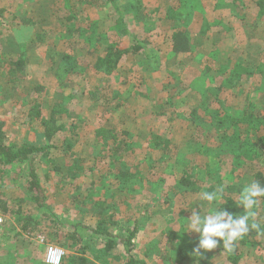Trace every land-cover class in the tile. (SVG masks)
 Wrapping results in <instances>:
<instances>
[{
	"label": "rangeland",
	"instance_id": "obj_1",
	"mask_svg": "<svg viewBox=\"0 0 264 264\" xmlns=\"http://www.w3.org/2000/svg\"><path fill=\"white\" fill-rule=\"evenodd\" d=\"M232 1L117 0L129 35L117 28L119 15L102 0H0L4 144L52 145L46 157H34L47 211L32 200L25 164L0 167V209L6 216L0 264H44L50 245L65 255L84 249L93 260L90 254L99 245L90 238L96 219L88 211L100 202L117 221L110 234L137 229L132 254L143 264H196L191 253L198 234L186 233V220L192 209L205 214L212 207L199 194L209 185L239 184L216 154L217 140L239 130L231 124L235 120L249 128V115L264 119V76L257 72L264 62V22L255 31L254 6L239 8ZM229 15L234 22L226 24ZM217 20L218 28L212 24ZM182 28L198 31L191 34L194 50L174 55L170 36ZM136 44L140 52L123 54L106 70L97 65L110 49L114 57ZM65 55L77 61L76 72H65ZM18 59L22 70L10 73L9 62ZM227 61L240 82L216 74L215 64ZM58 103L65 110L57 120L60 129L46 142L39 122ZM259 130L264 134L262 125ZM155 134L170 139L164 152L150 147ZM118 144L125 148L121 159L108 157L106 145ZM253 161L264 174V159ZM123 168L129 173L118 184ZM185 174L201 191L192 194L179 184ZM74 225L78 244L69 238ZM209 258L211 264H264V235L249 236L230 253L218 247ZM126 259L119 246L108 262Z\"/></svg>",
	"mask_w": 264,
	"mask_h": 264
},
{
	"label": "trees",
	"instance_id": "obj_2",
	"mask_svg": "<svg viewBox=\"0 0 264 264\" xmlns=\"http://www.w3.org/2000/svg\"><path fill=\"white\" fill-rule=\"evenodd\" d=\"M105 3L109 4L115 13H117L116 25L117 28H120L123 32H129L125 21L122 19L121 14L119 12V6L117 5L116 0H102ZM255 6L258 10V16L260 18L264 15V2L262 0H255ZM27 21L22 20L21 24L25 25ZM78 30V29H77ZM76 30V32H77ZM70 34V33H69ZM133 40L136 41V37L132 36ZM143 47L139 44L133 45L131 48L126 49L122 52L118 51L117 54L112 57V49L106 52L105 57L97 58V65L101 68L108 69L110 62L113 60V63L116 64L117 60L123 55L127 53L136 54L141 51ZM193 50V45L191 40L186 35L185 31L177 30L175 31L170 38V51L172 54H188ZM110 52V53H109ZM111 58V59H110ZM113 58V59H112ZM115 60V61H114ZM63 61L67 67L64 68L66 73L72 74L77 70V61L73 60L69 56H63ZM10 65H13L9 68L10 73H15L16 71H21L23 67V60L18 59L17 61H10ZM76 70V71H75ZM257 72L261 74V77L264 76V62H262L257 69ZM217 74L220 75V71H217ZM230 76L237 79L239 76L236 73H229ZM39 90V89H38ZM37 90V91H38ZM62 104L58 103L53 106L52 110L48 118L41 119L39 122L43 126L44 130V138L46 142H50L52 138L58 133L59 126H57L58 117H60L64 112V108L61 107ZM36 111V112H35ZM31 113L34 114L36 118H40V112L38 110H31ZM249 119H251L247 123L254 124L249 128H243L240 122L235 120L234 123H231L235 127H239V130H228L224 135H222L216 144V154L229 163L231 176H234L233 180L239 182L237 185H232V183L224 188V197L219 202L217 207H222L223 209H227L228 211L234 214H243V208L239 205V194L242 187L247 184V181L242 180L244 177L251 178V181H258L262 186H264V174L255 169L254 161H261L264 159V134L259 135V125L264 127V119L257 118L255 116L249 115ZM194 119L191 121L193 122ZM245 123V122H242ZM225 125L224 123H222ZM229 124V125H231ZM240 127L243 128L240 131ZM248 127V126H247ZM243 130V131H242ZM124 134V132H123ZM248 134H252V140L248 141ZM244 140H243V137ZM4 133H3V124H0V167H6L15 163L25 164L26 165V186L29 192L31 193V197L33 202L38 208H41L43 211L49 210V207L44 204V192L42 189V184L37 176L36 167H35V159L34 157L37 155H41L42 157H46L48 155V151L51 147L43 146V147H35L29 143H23L20 146L12 145L6 146L4 144ZM115 145V144H114ZM170 144L167 139L159 135L150 136V147L152 149H157L159 151L164 152L169 148ZM108 146H106L107 148ZM105 148V149H106ZM65 151H67V155L71 156V147L66 144ZM125 152L124 144H118L116 146H111L106 149V153L108 157H113L119 160L121 159V154ZM76 162V161H75ZM57 170V169H55ZM71 173V172H70ZM129 173L126 169L119 171V176L116 179L118 184L120 182H124ZM240 175V177H239ZM245 183H244V182ZM179 184L189 190L190 193L195 194L201 191L200 187L197 186L196 180L191 178L189 175L185 174L181 176ZM120 186V185H119ZM214 187L209 185L204 191H214ZM89 198V197H88ZM226 203V204H225ZM258 215L256 219L260 218L259 214H261V219L264 221V199L261 200L259 206L255 209ZM89 214L95 217L96 224L93 229H89L91 232L90 238L94 239L95 243L99 245L98 249H94L90 254L92 256L89 260L86 257V252L84 249L81 253H78L74 256H65L60 264H113V262H108L111 256L112 251H114L117 247L121 246L123 251L125 252L127 259L123 264H143L142 261L137 260L132 254V250L135 248L134 240L137 237V229L134 228L123 234L121 232L112 235L110 234L109 229L114 226L117 221L114 215L106 214V204L104 202H100L98 204L93 203L91 208L88 211ZM263 214V216H262ZM50 217H52L50 215ZM261 222V228L264 229V222ZM75 226H73V233L69 235V238L72 240V244L80 243V237L75 239ZM258 236L255 230L249 232V234L242 240L239 241V244H244L249 236ZM260 236V235H259ZM195 245L197 244L198 235L195 236ZM211 252L204 254V257L197 258V264H209V256ZM96 261H95V260ZM99 262V263H98ZM115 264V263H114Z\"/></svg>",
	"mask_w": 264,
	"mask_h": 264
},
{
	"label": "clouds",
	"instance_id": "obj_3",
	"mask_svg": "<svg viewBox=\"0 0 264 264\" xmlns=\"http://www.w3.org/2000/svg\"><path fill=\"white\" fill-rule=\"evenodd\" d=\"M202 201L211 205V211L201 214L200 210L192 209L191 216L186 220V233L198 234L196 246L191 255L196 258L222 247V252H232L236 244L242 241L250 231L264 235V229L257 222L255 209L264 199V186L258 181L245 184L239 194V205L243 214H234L227 209L217 207L224 197V188L218 186L214 191H203ZM226 204V203H225Z\"/></svg>",
	"mask_w": 264,
	"mask_h": 264
},
{
	"label": "crops",
	"instance_id": "obj_4",
	"mask_svg": "<svg viewBox=\"0 0 264 264\" xmlns=\"http://www.w3.org/2000/svg\"><path fill=\"white\" fill-rule=\"evenodd\" d=\"M241 1V2H240ZM255 0H236V1H232L236 6H238L239 8H242V7H247V6H249V4H252L253 6H254V8L256 9L255 11V19L256 20H254L253 22H251L250 23V25H251V27L252 28H254V30L256 31V30H259V26H260V22H264V15L260 18V16H258L259 14H258V10H257V7L255 6V3L256 2H254ZM263 2H264V0H262ZM116 2H117V0H116ZM251 2H254V4L253 3H251ZM201 3V2H200ZM117 5H118V3H117ZM203 7V6H202ZM244 7V8H245ZM158 10V9H157ZM236 16H237V14H235ZM196 16H197V18H199L201 15L200 14H196ZM229 17H231L230 15H229ZM238 17V16H237ZM258 19V20H257ZM196 21H194V23H195ZM221 21H218L217 20V22H215V23H213L212 22V24H214V26H217V28H218V26H219V23H220ZM228 22H234V20H233V18L231 17L230 19H227V21H226V24L228 23ZM193 23V24H194ZM211 24V23H210ZM231 26H233V24H230V26H227L226 25V27H225V29L226 30H231L233 27H231ZM244 26V25H243ZM246 27L249 29V27L246 25ZM216 28V29H217ZM215 29V30H216ZM179 30H183V31H185V33H186V35L188 36V38L191 40V34H193V35H195V34H197V32L198 31H191L192 33H190L189 34V32H190V30H187L186 31V29L185 28H182V29H179ZM177 31V30H176ZM175 32V31H174ZM173 32V33H174ZM172 33V34H173ZM171 34V35H172ZM133 36H134V34H133ZM198 36V35H197ZM170 38H171V36H170ZM191 42H192V40H191ZM192 45H193V43H192ZM193 50H194V45H193ZM192 50V51H193ZM192 51L190 52V53H192ZM171 52V51H170ZM190 53H188V54H190ZM188 54H178V55H188ZM175 55V54H174ZM224 61V60H223ZM228 61H227V63L226 62H219V63H216L215 65H216V68L214 69V70H216V74H217V71H220V73H222V74H220V75H218L219 77H221L223 74L225 75L226 74V76H230L229 75V73H236L235 71H233L234 69H231V68H229L228 67ZM223 66H225L226 68H224ZM238 75V74H237ZM239 76V75H238ZM231 77V76H230ZM232 78V77H231ZM229 80V79H228ZM237 81L238 82H240V76L237 78ZM31 114V113H30ZM29 114V115H30ZM28 115V116H29ZM31 117H32V115H30ZM123 134V133H122ZM125 134V133H124ZM123 134V135H124ZM155 135H159V134H155ZM43 136H44V130H43ZM159 136H161V135H159ZM161 137H163V136H161ZM164 138V137H163ZM164 139H167L168 141H169V144H170V146H171V141H170V139H168V138H164ZM50 146H52V145H50ZM106 146H108L109 147V145H106ZM43 147V146H42ZM107 147V148H108ZM111 147V146H110ZM106 148V147H105ZM104 148V150L106 151V149ZM70 151H72V148L70 149ZM138 233V232H137ZM72 244V243H71ZM67 256H74V254H71V255H67ZM197 261V260H196ZM211 262H212V259H210L209 260V264H211ZM196 264H197V262H196Z\"/></svg>",
	"mask_w": 264,
	"mask_h": 264
},
{
	"label": "built area",
	"instance_id": "obj_5",
	"mask_svg": "<svg viewBox=\"0 0 264 264\" xmlns=\"http://www.w3.org/2000/svg\"><path fill=\"white\" fill-rule=\"evenodd\" d=\"M1 190L2 189L0 187V192ZM5 222L6 216L0 209V229ZM65 256V251L62 248L50 245L45 248L42 260L44 264H60Z\"/></svg>",
	"mask_w": 264,
	"mask_h": 264
}]
</instances>
